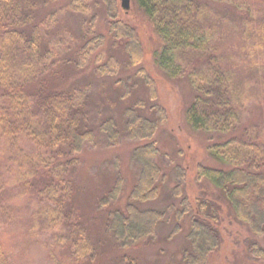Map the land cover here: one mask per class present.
<instances>
[{"label":"trees","instance_id":"obj_1","mask_svg":"<svg viewBox=\"0 0 264 264\" xmlns=\"http://www.w3.org/2000/svg\"><path fill=\"white\" fill-rule=\"evenodd\" d=\"M134 1L159 39L152 53L159 68L192 87L185 111L188 124L223 135L217 142L208 138L207 147L221 165L198 163V178L219 190L247 226L248 251L264 258L258 239L264 236V113L257 111L264 109V86H259L264 85V0ZM58 2L0 0V136L10 163L17 161L21 170L15 183L35 188L44 228L55 232L57 244L63 239V246L71 249L70 264H93L96 246L75 209L71 172L84 148L100 137L110 146L127 137L137 142L132 158L139 170L123 205L120 173L99 197L98 208L106 212L105 230L119 246L131 250L155 243L161 228L169 226L168 239L184 238L179 264H208L222 243L220 209L206 196L191 200L187 168L181 162L173 168L167 204L157 205L169 186L157 141L168 114L159 102L154 76L143 65L146 48L140 29L122 17L118 0H102L106 32L98 25L92 0H69L64 6ZM224 2L227 7L219 5ZM39 4L51 10L40 16ZM64 11L82 17L79 38L66 29L48 42L44 32L55 27ZM111 39V46L143 81L147 97H134L121 113L93 111L88 84L48 85L47 78L60 72L63 64L84 68L90 62H96L99 75L117 77L119 84L120 62L105 56ZM133 87L120 85L121 98L131 95ZM105 102L110 108L115 105V100ZM3 236L0 264H12ZM122 260L139 264L128 253Z\"/></svg>","mask_w":264,"mask_h":264},{"label":"rangeland","instance_id":"obj_2","mask_svg":"<svg viewBox=\"0 0 264 264\" xmlns=\"http://www.w3.org/2000/svg\"><path fill=\"white\" fill-rule=\"evenodd\" d=\"M69 0H60L58 6H64ZM122 17L136 25L141 32L142 42L146 48L143 65L154 76L157 83L159 102L165 107L168 121L160 127L157 141L161 148L160 162L165 167L169 176L167 193L162 196L158 206L167 204L169 188L174 181V166L181 162L187 168L186 192L194 202L199 196L212 199L219 209L221 222L219 229L222 234V243L214 252L208 264H264V258H257L247 248V240L251 237L247 226L241 223L234 215L229 203L223 195L207 179L198 178L196 166L198 163L208 165H221L208 150L209 140L217 142L223 139L222 133L194 129L188 124L185 111L187 104L192 99V87L185 79L172 78L162 71L153 57V51L159 46V39L154 32L150 21L131 0L130 9L122 7ZM38 11L44 16L48 11L44 4ZM227 7V2L220 4ZM57 6V7H58ZM224 6V8H225ZM54 8V6H52ZM234 12L235 7L230 5ZM60 8V7H59ZM92 10L98 15V25L102 31L108 29L102 0H92ZM59 22L47 34L48 42L56 38L57 32L69 29L72 37L79 38L81 16L64 11ZM111 41L106 45L105 56L110 55L120 62L121 82L116 83L117 77L101 76L95 70V63H88L87 67L77 68L73 63H65L56 75L48 77L49 86H84L90 87V105L95 110L103 109L108 112L121 113L123 107L134 97H147V88L143 81L134 73V69L127 66L125 56L111 46ZM104 56V57H105ZM67 83V84H66ZM66 84V85H65ZM121 86H135L131 95L121 98ZM259 86H264L259 84ZM115 100L112 108L105 100ZM127 106V105H126ZM256 107V106H255ZM251 109V108H250ZM257 111L264 113V109L257 107ZM257 112V117L260 116ZM256 117V118H257ZM264 119V118H263ZM262 121V120H260ZM259 121V122H260ZM137 142L123 137L117 145L110 146L101 140L95 145H88L79 155V163L71 172L74 183V206L81 216L84 226L88 227L89 234L96 246V258L93 264H125L122 256L128 253L137 257L139 264H179L180 250L184 244L183 236L168 239L169 226H163L155 243L144 245L138 249L127 250L118 243L105 230L106 212L98 208L99 197L106 189L111 187L116 174L124 177V190L120 206L127 199L132 185L138 174V164L132 158V151ZM31 145H26V150L33 152ZM18 163H10L9 151L5 139L0 136V234L4 235L9 258L12 264H70L71 249L59 244L53 239L55 232L44 228L45 219L39 211L41 201L35 188L15 183L19 180ZM65 230L64 228L62 229ZM59 232V230H57ZM264 245V236L258 238ZM91 264V263H90Z\"/></svg>","mask_w":264,"mask_h":264},{"label":"water","instance_id":"obj_3","mask_svg":"<svg viewBox=\"0 0 264 264\" xmlns=\"http://www.w3.org/2000/svg\"><path fill=\"white\" fill-rule=\"evenodd\" d=\"M122 7L129 10L130 9V0H122Z\"/></svg>","mask_w":264,"mask_h":264}]
</instances>
